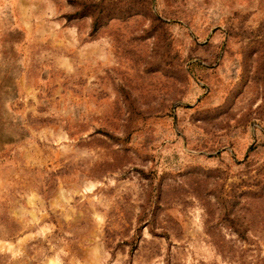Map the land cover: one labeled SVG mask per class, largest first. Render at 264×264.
Here are the masks:
<instances>
[{"label": "rangeland", "instance_id": "374dc122", "mask_svg": "<svg viewBox=\"0 0 264 264\" xmlns=\"http://www.w3.org/2000/svg\"><path fill=\"white\" fill-rule=\"evenodd\" d=\"M0 241L264 264V0H0Z\"/></svg>", "mask_w": 264, "mask_h": 264}, {"label": "bare ground", "instance_id": "6f19581e", "mask_svg": "<svg viewBox=\"0 0 264 264\" xmlns=\"http://www.w3.org/2000/svg\"><path fill=\"white\" fill-rule=\"evenodd\" d=\"M9 245H10V244H9ZM5 246H8L7 243H6V242H2V241H0V249H1V248H4ZM8 249H11V248H8ZM49 264H56V262H54V261H50Z\"/></svg>", "mask_w": 264, "mask_h": 264}]
</instances>
